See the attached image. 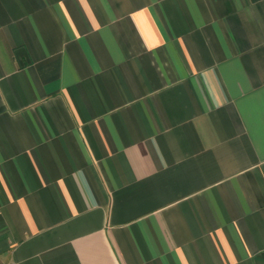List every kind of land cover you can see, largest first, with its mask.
I'll return each instance as SVG.
<instances>
[{
  "label": "crops",
  "instance_id": "1",
  "mask_svg": "<svg viewBox=\"0 0 264 264\" xmlns=\"http://www.w3.org/2000/svg\"><path fill=\"white\" fill-rule=\"evenodd\" d=\"M0 262L264 264V0H0Z\"/></svg>",
  "mask_w": 264,
  "mask_h": 264
},
{
  "label": "built area",
  "instance_id": "2",
  "mask_svg": "<svg viewBox=\"0 0 264 264\" xmlns=\"http://www.w3.org/2000/svg\"><path fill=\"white\" fill-rule=\"evenodd\" d=\"M0 264H12V263H9V262H0Z\"/></svg>",
  "mask_w": 264,
  "mask_h": 264
}]
</instances>
